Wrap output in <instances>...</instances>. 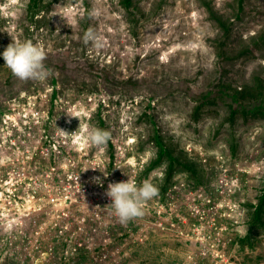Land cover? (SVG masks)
<instances>
[{"label": "rangeland", "instance_id": "374dc122", "mask_svg": "<svg viewBox=\"0 0 264 264\" xmlns=\"http://www.w3.org/2000/svg\"><path fill=\"white\" fill-rule=\"evenodd\" d=\"M13 40L50 75L0 65V264H264V0H0ZM129 178L159 195L122 225Z\"/></svg>", "mask_w": 264, "mask_h": 264}, {"label": "clouds", "instance_id": "9594fccd", "mask_svg": "<svg viewBox=\"0 0 264 264\" xmlns=\"http://www.w3.org/2000/svg\"><path fill=\"white\" fill-rule=\"evenodd\" d=\"M83 43L85 45L91 43L96 47L102 46L101 38L91 30L84 34ZM2 55L6 62L5 65L21 81L33 80L42 83L50 75V70L44 64L46 51L39 44H34L31 41L18 43L13 40ZM66 114L70 119H80L74 113L69 112ZM78 130L71 133L74 142L77 145H90L100 152L104 151L112 139L111 132L108 130L99 128H84L80 132ZM60 131L62 134H69L62 129ZM100 171L104 174L105 178L109 175L106 170L100 169ZM93 181L100 187L104 186V182L99 176L94 177ZM105 195L111 200L108 207L114 210L118 221L122 225H126L130 221L143 218L146 203L159 195V189L150 180H145L138 186L134 180L129 178L126 182L109 183Z\"/></svg>", "mask_w": 264, "mask_h": 264}, {"label": "trees", "instance_id": "16d2710c", "mask_svg": "<svg viewBox=\"0 0 264 264\" xmlns=\"http://www.w3.org/2000/svg\"><path fill=\"white\" fill-rule=\"evenodd\" d=\"M243 1L244 0H240V5L241 6L243 5ZM214 15H216V14H214ZM4 62H5L4 59H0V65H2ZM253 91H254V89L252 87L251 88L250 87H244V88L236 87L235 88V96L236 97L239 96L240 99H242V97L243 98H252L253 97ZM263 116H264V114H263ZM165 155L167 157L171 158L170 153L165 152L163 149H161L160 150V154H159V160L160 159L162 160Z\"/></svg>", "mask_w": 264, "mask_h": 264}, {"label": "bare ground", "instance_id": "6f19581e", "mask_svg": "<svg viewBox=\"0 0 264 264\" xmlns=\"http://www.w3.org/2000/svg\"><path fill=\"white\" fill-rule=\"evenodd\" d=\"M127 136V135H126Z\"/></svg>", "mask_w": 264, "mask_h": 264}]
</instances>
